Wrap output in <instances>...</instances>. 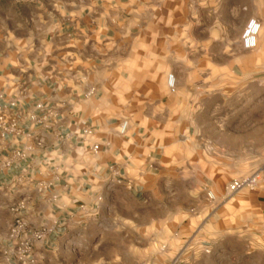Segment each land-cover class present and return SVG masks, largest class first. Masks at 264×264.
<instances>
[{
  "label": "crops",
  "instance_id": "1",
  "mask_svg": "<svg viewBox=\"0 0 264 264\" xmlns=\"http://www.w3.org/2000/svg\"><path fill=\"white\" fill-rule=\"evenodd\" d=\"M0 94L25 132L0 138V264L17 215L56 224L38 264H141L175 221L264 243V0H0Z\"/></svg>",
  "mask_w": 264,
  "mask_h": 264
},
{
  "label": "rangeland",
  "instance_id": "2",
  "mask_svg": "<svg viewBox=\"0 0 264 264\" xmlns=\"http://www.w3.org/2000/svg\"><path fill=\"white\" fill-rule=\"evenodd\" d=\"M254 175L258 176V173ZM226 225L219 226L216 231H220L221 237L212 242L209 241L212 237H202L200 229L181 228L175 221L171 233L168 229L157 228V244L129 248L139 253L141 264H264V243L246 238L243 233H229ZM212 233L211 230L210 235ZM153 254H156L155 261L151 260Z\"/></svg>",
  "mask_w": 264,
  "mask_h": 264
},
{
  "label": "built area",
  "instance_id": "3",
  "mask_svg": "<svg viewBox=\"0 0 264 264\" xmlns=\"http://www.w3.org/2000/svg\"><path fill=\"white\" fill-rule=\"evenodd\" d=\"M261 31V24L256 19H251L245 27L242 34V43L244 48L253 49L257 46L258 36ZM168 85L170 89L175 91V77L170 75L168 78ZM4 96L0 94V138L8 139L9 137H19L25 135L24 130L21 128L22 114L14 112L17 107L16 102L10 104H3ZM37 111L47 110L44 104L38 103L35 105ZM31 121H37L36 114L30 116ZM127 123H124L121 132L126 131ZM84 136L92 134V131L84 127L82 130ZM42 143V141H39ZM94 152L99 150V146L95 145ZM26 158V154L22 150H14L8 155L3 163V167H10L15 161ZM257 184V176H251L246 179L232 182L228 186V192L230 195H234L245 188H253ZM210 198H213L212 194H208ZM25 201H20L10 207V211L14 214H18L25 210ZM56 230V224H45L39 228H32L29 223L21 215H17L12 222L8 238L12 243L10 255L17 264H38V257L36 255V246L43 242L48 236H50Z\"/></svg>",
  "mask_w": 264,
  "mask_h": 264
}]
</instances>
